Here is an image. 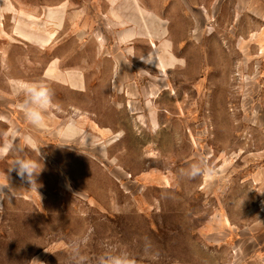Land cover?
I'll list each match as a JSON object with an SVG mask.
<instances>
[{
	"label": "rangeland",
	"instance_id": "1",
	"mask_svg": "<svg viewBox=\"0 0 264 264\" xmlns=\"http://www.w3.org/2000/svg\"><path fill=\"white\" fill-rule=\"evenodd\" d=\"M24 81L59 105L42 129ZM73 241L85 264H264V0H0V264H72Z\"/></svg>",
	"mask_w": 264,
	"mask_h": 264
},
{
	"label": "clouds",
	"instance_id": "2",
	"mask_svg": "<svg viewBox=\"0 0 264 264\" xmlns=\"http://www.w3.org/2000/svg\"><path fill=\"white\" fill-rule=\"evenodd\" d=\"M17 95L22 97L18 110L30 125L38 129L46 126L49 111L59 108V105L54 103L51 89L42 81L20 82ZM31 151H36V141L32 137H23L19 154L14 159L12 168L17 170L22 179H27L33 185L36 175L40 172L38 169L41 154L39 150L38 158L33 159L29 155ZM184 171L189 178L193 179L198 176L213 175L212 169L205 167L200 161L189 164ZM69 247L72 252V264H85V257L80 253L79 242L73 241ZM98 264H135V262L124 253H105L98 258Z\"/></svg>",
	"mask_w": 264,
	"mask_h": 264
},
{
	"label": "crops",
	"instance_id": "3",
	"mask_svg": "<svg viewBox=\"0 0 264 264\" xmlns=\"http://www.w3.org/2000/svg\"><path fill=\"white\" fill-rule=\"evenodd\" d=\"M132 33V32H131ZM130 33V36L133 34H131ZM25 36H27V34L25 35ZM53 37H54V34L52 33V34H50V36L49 37H47V38H42L41 36L40 37H36V40L37 41H39V42H42L43 44H46V43H49L50 42V40L51 39H53ZM163 64H165L164 62H163Z\"/></svg>",
	"mask_w": 264,
	"mask_h": 264
}]
</instances>
